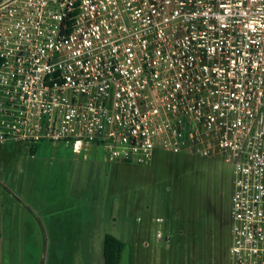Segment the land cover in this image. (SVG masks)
<instances>
[{
	"label": "built area",
	"instance_id": "1",
	"mask_svg": "<svg viewBox=\"0 0 264 264\" xmlns=\"http://www.w3.org/2000/svg\"><path fill=\"white\" fill-rule=\"evenodd\" d=\"M7 143L220 157L230 264H264V0H1Z\"/></svg>",
	"mask_w": 264,
	"mask_h": 264
},
{
	"label": "rangeland",
	"instance_id": "2",
	"mask_svg": "<svg viewBox=\"0 0 264 264\" xmlns=\"http://www.w3.org/2000/svg\"><path fill=\"white\" fill-rule=\"evenodd\" d=\"M233 181L220 157L130 165L103 148L0 145V264H104L107 234L121 264H230Z\"/></svg>",
	"mask_w": 264,
	"mask_h": 264
},
{
	"label": "trees",
	"instance_id": "3",
	"mask_svg": "<svg viewBox=\"0 0 264 264\" xmlns=\"http://www.w3.org/2000/svg\"><path fill=\"white\" fill-rule=\"evenodd\" d=\"M39 146L31 147V153L35 154ZM124 250L125 243L123 241L113 235L107 234L103 245L104 264H121Z\"/></svg>",
	"mask_w": 264,
	"mask_h": 264
},
{
	"label": "water",
	"instance_id": "4",
	"mask_svg": "<svg viewBox=\"0 0 264 264\" xmlns=\"http://www.w3.org/2000/svg\"><path fill=\"white\" fill-rule=\"evenodd\" d=\"M0 2H1V0H0Z\"/></svg>",
	"mask_w": 264,
	"mask_h": 264
}]
</instances>
